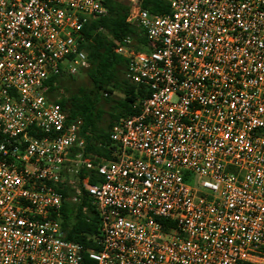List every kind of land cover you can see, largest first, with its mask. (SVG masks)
Masks as SVG:
<instances>
[{
    "label": "built area",
    "instance_id": "built-area-1",
    "mask_svg": "<svg viewBox=\"0 0 264 264\" xmlns=\"http://www.w3.org/2000/svg\"><path fill=\"white\" fill-rule=\"evenodd\" d=\"M126 1L152 48L114 51L146 93L97 162L47 94L103 0H0V264L83 263L67 189L96 212L92 264H264V0Z\"/></svg>",
    "mask_w": 264,
    "mask_h": 264
},
{
    "label": "trees",
    "instance_id": "trees-1",
    "mask_svg": "<svg viewBox=\"0 0 264 264\" xmlns=\"http://www.w3.org/2000/svg\"><path fill=\"white\" fill-rule=\"evenodd\" d=\"M103 16L91 19L82 29L80 51L86 55L87 66L81 78L66 72L52 77L47 97L66 114L69 123L81 122L85 153L99 159H110L108 132L120 118L136 114L138 97L146 90L125 77L126 60L114 50L124 37L132 39L134 49L150 50L139 29L128 19L130 6L126 0H103ZM141 9L149 14H166V0H141ZM83 173H88L83 171ZM91 182L94 177L91 172ZM66 190L61 207V223L65 239L84 249L83 263L92 264L87 252L94 248L92 237L97 233V215L86 198L80 204L71 201ZM86 211H83L84 207Z\"/></svg>",
    "mask_w": 264,
    "mask_h": 264
},
{
    "label": "rangeland",
    "instance_id": "rangeland-1",
    "mask_svg": "<svg viewBox=\"0 0 264 264\" xmlns=\"http://www.w3.org/2000/svg\"><path fill=\"white\" fill-rule=\"evenodd\" d=\"M74 76H77V77L81 78V76H80V72H79V73H77V74H76V75H74Z\"/></svg>",
    "mask_w": 264,
    "mask_h": 264
}]
</instances>
